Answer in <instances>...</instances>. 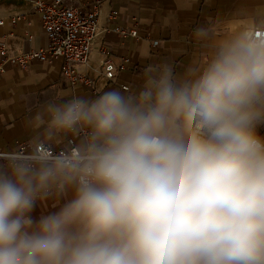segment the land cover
Segmentation results:
<instances>
[{"label": "clouds", "instance_id": "9594fccd", "mask_svg": "<svg viewBox=\"0 0 264 264\" xmlns=\"http://www.w3.org/2000/svg\"><path fill=\"white\" fill-rule=\"evenodd\" d=\"M194 35L206 59L53 100L0 153V264H264V19Z\"/></svg>", "mask_w": 264, "mask_h": 264}, {"label": "crops", "instance_id": "0c3cea01", "mask_svg": "<svg viewBox=\"0 0 264 264\" xmlns=\"http://www.w3.org/2000/svg\"><path fill=\"white\" fill-rule=\"evenodd\" d=\"M82 5L94 0H69ZM108 6L116 10L115 20H101L102 30L92 41L86 65H77L80 72L91 77V86L71 85L60 71V61H33L27 69L10 63L0 73V151L16 150L31 144L30 118L53 100L71 95L95 98L104 91L138 89L141 74L147 67L172 62L177 70L194 60H204L210 53L208 45L197 40L194 32L199 27H215L222 33L230 22L248 18L263 19L264 0H110ZM24 13L14 24L13 16ZM0 43L5 42L12 54L47 45L46 32L40 15L22 0H0ZM138 21V36H122L118 27L132 28ZM115 65L114 77L102 73L101 51ZM1 58V57H0ZM126 86L127 89H123ZM264 133V128L260 130ZM69 137L56 148L73 143ZM54 201L38 203L32 216L56 211Z\"/></svg>", "mask_w": 264, "mask_h": 264}, {"label": "built area", "instance_id": "2783aa9c", "mask_svg": "<svg viewBox=\"0 0 264 264\" xmlns=\"http://www.w3.org/2000/svg\"><path fill=\"white\" fill-rule=\"evenodd\" d=\"M27 2L31 9L40 15L42 26L46 32L47 45L39 49H30L17 54H12L6 43H0V73L7 64L13 63L21 69H27L33 61L59 60L62 78L71 85L83 84L91 86L93 80L84 72L78 71L77 65H86L91 52L92 41L102 30L101 20H115L116 10L111 9L108 4L110 0H94L89 4L82 5L69 0H22ZM25 14L13 16L11 22L14 24L18 19L24 18ZM264 19V17H263ZM3 19L0 18V25ZM116 32L122 36L136 38L138 36V21L132 28L118 27ZM103 60L101 69L104 76L112 80L115 65L107 57V51L101 47ZM127 89L126 86H122ZM18 150L28 152L31 144L21 145ZM63 148H56L62 150ZM8 151H0L5 153Z\"/></svg>", "mask_w": 264, "mask_h": 264}]
</instances>
